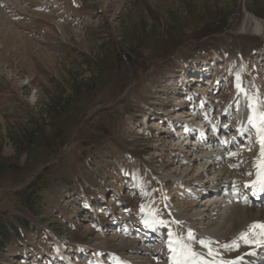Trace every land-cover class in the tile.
<instances>
[{
    "label": "rangeland",
    "instance_id": "1",
    "mask_svg": "<svg viewBox=\"0 0 264 264\" xmlns=\"http://www.w3.org/2000/svg\"><path fill=\"white\" fill-rule=\"evenodd\" d=\"M247 14L262 22V35L242 31ZM210 52L227 59L220 77L206 75L207 86L187 88L182 84L185 74L165 80L167 69ZM263 57L264 0H0V216L20 208L15 191L25 190L35 177L44 178L39 185L46 183L42 196L46 209L35 220L37 229L26 235L33 243L10 247L19 258H0V264H45L53 255L51 243L44 242L51 234H66L73 243L88 239L105 250L122 240L142 247L130 234L93 235L95 224L109 217L121 201L125 213L117 223L127 232L130 221L146 216L158 231L163 232L159 225L167 228L166 240L157 237L159 241L146 246L148 256L137 259L140 264H167L166 258L173 257L169 244L176 247L177 239L199 254L196 264H220L254 248L264 237L250 234L249 244L238 237L253 223L264 221L245 220L229 230L238 205L227 204L223 195L208 199L205 194L214 178L223 181L227 171L234 173V185L247 184L264 159L256 129L248 124L253 90L264 84ZM255 58L258 77H245V63ZM58 93L68 102L52 118L45 106ZM140 113L146 118L137 123ZM121 120L129 122V133L120 134L118 129L117 135L114 126ZM199 121L206 129L221 132L226 146L216 149L217 157L209 156L214 149H205L212 143L200 145L199 138H191L200 134ZM98 125L108 129L103 140L104 133L96 134ZM243 126L249 130L244 137ZM23 132L34 136L20 146ZM112 138L118 141L113 146ZM237 138L242 143L234 145ZM87 142L94 143L92 147L112 146L115 154L102 162L101 169L95 166L85 181L99 173L103 183L117 178L120 188L113 203L96 204L94 215L87 209L69 219L85 198L77 200L74 186L66 191L59 184L76 171L77 153ZM230 143L232 147L227 146ZM166 181L171 185L164 189ZM39 192L37 187L35 195ZM61 194L63 199L56 201ZM174 214L186 218L183 227L175 224ZM87 220L91 226L81 223ZM200 240L211 241L212 256ZM234 240L237 249L222 247ZM22 251L30 256L20 258ZM254 253L259 257L261 251Z\"/></svg>",
    "mask_w": 264,
    "mask_h": 264
},
{
    "label": "trees",
    "instance_id": "2",
    "mask_svg": "<svg viewBox=\"0 0 264 264\" xmlns=\"http://www.w3.org/2000/svg\"><path fill=\"white\" fill-rule=\"evenodd\" d=\"M137 50L141 51L140 48H136ZM136 50V51H137ZM211 53V52H210ZM209 53V54H210ZM82 84V82H79ZM68 100L67 98H63L61 93H58L57 97L52 99L47 108V115L56 117V112H59L66 104ZM138 103L141 104L140 101ZM128 115V114H126ZM125 116V114L123 115ZM32 121V120H31ZM30 121V123H31ZM36 123V120H33ZM122 121V120H121ZM32 124V123H31ZM130 128L129 122H119L116 123L114 126V131L117 134L119 129L120 134L128 133ZM96 134L104 133L102 135L103 140L108 134V129L105 125L97 126L95 128ZM107 130V131H106ZM107 135H106V133ZM118 132V134H119ZM34 133L32 132L30 136L25 132L22 133V138L20 137L19 145L22 146L23 144H28L31 138H33ZM113 133V136L116 135ZM117 134V135H118ZM116 135V137H118ZM30 138V139H28ZM115 138V137H114ZM112 138V146L115 145L118 141ZM114 141V142H113ZM84 147L82 151L77 153V161L79 165L75 168L76 171L70 174V177L59 184L60 187H64L66 191H69L71 186L75 188H79L84 186V184L88 183L85 181V177L92 173L94 167H98L101 169L102 162H107L109 157L112 155V146H106L104 143H100L94 147V143L87 142L83 144ZM92 147V149H90ZM118 148V146H117ZM95 168V169H96ZM44 178H34L29 183V186L25 190H17L15 191L16 194V203L20 207L15 208L14 212L8 215H1L0 216V258L3 259L6 255L11 253L10 247L19 248L22 246L23 243L29 242L30 239L26 236L28 233L34 232V229H37V222L35 221L36 218L40 217L43 212L45 211L46 207L43 203V193L46 191V183H42L39 185V182L43 181ZM84 183V184H83ZM55 184V183H54ZM39 187L40 192L39 194L35 195L36 188ZM42 193V194H41ZM62 194L56 196V201L62 200ZM18 209V210H17ZM22 209V211H21ZM4 220V222H3ZM11 222V223H10ZM12 245V246H11Z\"/></svg>",
    "mask_w": 264,
    "mask_h": 264
},
{
    "label": "snow or ice",
    "instance_id": "3",
    "mask_svg": "<svg viewBox=\"0 0 264 264\" xmlns=\"http://www.w3.org/2000/svg\"><path fill=\"white\" fill-rule=\"evenodd\" d=\"M237 88L239 90L240 86L237 85ZM249 108L252 110V114L248 117V124L252 128L256 129L261 148L260 157H264V115L257 113L255 109V100L253 98H250ZM255 176L256 179L251 183V185H245V187L251 186L253 188H257L259 192L264 193V159H261L258 162ZM141 210H143V208ZM145 223L147 224L148 222L146 221ZM160 223H162V221ZM256 229H259V233L255 232ZM250 234H258L260 237H264V223H253L249 226V229L246 232L240 234L238 240H241L246 244L252 243L253 241L249 239ZM188 239H192L191 233H188ZM199 243L208 249V254L210 256L213 255V250L210 247L211 241L206 242L204 240H200ZM255 243L258 246L262 245L264 244V239H258L255 241ZM174 244L176 247H173V243L169 244V250L173 253V257L171 258L173 260V264H196L195 258L199 255L198 253L192 250L191 247L182 240L177 239L174 241ZM222 247L235 250L239 247V244L236 240H234L231 242V244L223 245ZM236 259L238 260L240 257H237ZM220 264H235V262L220 261Z\"/></svg>",
    "mask_w": 264,
    "mask_h": 264
},
{
    "label": "bare ground",
    "instance_id": "4",
    "mask_svg": "<svg viewBox=\"0 0 264 264\" xmlns=\"http://www.w3.org/2000/svg\"><path fill=\"white\" fill-rule=\"evenodd\" d=\"M251 25H252V29L249 30L250 29L249 27ZM242 31L243 32H251V33H255V34L262 35L263 34L262 22L260 20H258L257 18H255L253 15H251V14L248 15L247 14V17L244 20V23H243V26H242ZM233 174L234 173L233 172H230V171H227L226 172V176H225L226 177V180L224 182V186L227 185V183H229V181L232 179ZM255 179H256V176H254V180ZM217 181H218V178L216 177V178H214V181L211 182L210 184H213L214 182H217ZM248 183H251V182H248ZM214 194H216L214 190H213V192H209L207 198L209 199L210 198V195H214ZM213 205H215V204L212 203V204L209 205V207H211ZM232 211H233V214H232L233 216H232V219H231V222H230V226L227 225V227H229V230L230 229H233V228H237L239 226H242L245 220H247L248 222L249 221H253V220H255V221H261V220H263L264 221V209L263 208H259V209L258 208H250V207H246L245 205L241 204V205H238V207L235 209V211L234 210H232ZM176 218L178 220H180V221L183 219L181 216H178V215H176ZM220 219H222V218H220ZM228 219H230V218H228ZM224 223H223V225H225ZM119 243L120 244L116 245V247L113 248V251L121 250V249L123 250L126 247H132L134 245L133 242L128 243V242H126L124 240L119 241ZM245 251H248V250H245ZM254 260H255V258H254V256H252V254L245 253L242 256V258L238 262H236L235 264H254Z\"/></svg>",
    "mask_w": 264,
    "mask_h": 264
}]
</instances>
